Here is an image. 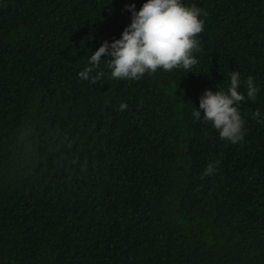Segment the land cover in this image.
I'll list each match as a JSON object with an SVG mask.
<instances>
[{
    "label": "trees",
    "instance_id": "trees-1",
    "mask_svg": "<svg viewBox=\"0 0 264 264\" xmlns=\"http://www.w3.org/2000/svg\"><path fill=\"white\" fill-rule=\"evenodd\" d=\"M182 2L196 65L121 80L102 56L91 83L144 0H0V264H264V0ZM231 71L236 144L191 115Z\"/></svg>",
    "mask_w": 264,
    "mask_h": 264
},
{
    "label": "clouds",
    "instance_id": "clouds-1",
    "mask_svg": "<svg viewBox=\"0 0 264 264\" xmlns=\"http://www.w3.org/2000/svg\"><path fill=\"white\" fill-rule=\"evenodd\" d=\"M125 7L131 13V22L118 39L105 40L89 56L88 66L77 73L81 80L95 83L103 76L102 71H96L102 56L108 61L111 78L121 80L140 79L158 68L188 70L197 64L193 53L200 50L197 36L204 30L203 17L207 15L200 7L182 0H144L139 10L134 3ZM241 83V73L231 71L227 91L206 89L199 97V108L192 106L191 113L193 119L210 121L220 138L233 144L242 141L244 135L245 121L239 111L240 102L245 100V93L238 91ZM243 84L247 98L254 100L260 89L253 77L244 78ZM119 107L124 110L127 104L122 102ZM253 116L258 122L264 121L259 110ZM213 171L209 163L204 174Z\"/></svg>",
    "mask_w": 264,
    "mask_h": 264
}]
</instances>
